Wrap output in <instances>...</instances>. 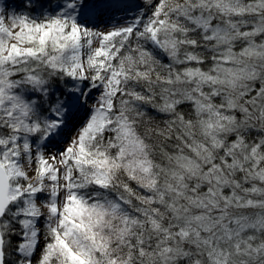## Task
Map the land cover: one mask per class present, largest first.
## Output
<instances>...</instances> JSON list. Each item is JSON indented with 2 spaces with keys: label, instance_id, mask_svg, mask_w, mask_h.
<instances>
[{
  "label": "snow or ice",
  "instance_id": "obj_1",
  "mask_svg": "<svg viewBox=\"0 0 264 264\" xmlns=\"http://www.w3.org/2000/svg\"><path fill=\"white\" fill-rule=\"evenodd\" d=\"M0 264H264V0H0Z\"/></svg>",
  "mask_w": 264,
  "mask_h": 264
}]
</instances>
